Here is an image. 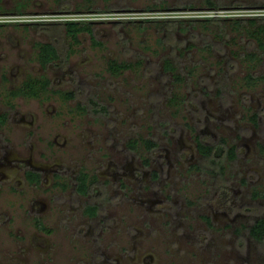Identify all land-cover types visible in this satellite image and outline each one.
<instances>
[{"label":"rangeland","instance_id":"1","mask_svg":"<svg viewBox=\"0 0 264 264\" xmlns=\"http://www.w3.org/2000/svg\"><path fill=\"white\" fill-rule=\"evenodd\" d=\"M256 16L264 0H0V264H264V80L248 78L264 52L234 23ZM70 21L93 35L74 42ZM30 76L49 90L13 97ZM197 137L236 159L214 164Z\"/></svg>","mask_w":264,"mask_h":264},{"label":"trees","instance_id":"2","mask_svg":"<svg viewBox=\"0 0 264 264\" xmlns=\"http://www.w3.org/2000/svg\"><path fill=\"white\" fill-rule=\"evenodd\" d=\"M193 6H188L187 9H191ZM221 8L220 5L216 4L213 1H208V9H219ZM17 13L22 14L23 12L19 11ZM236 24V27L238 31L245 32L250 39L255 41L258 45V48L264 52V16H256L252 18H248L246 20L237 19L234 22ZM243 23H246V25H242ZM67 34L70 38L73 39L74 42L79 43V35L80 33L87 31L91 35H93V32L91 30V24L88 22H65L64 23ZM245 26V27H243ZM2 25L0 24V28ZM93 42L95 45H100V42H97L95 38H93ZM39 61L44 67H47L49 64L57 61L59 59V52L57 48L51 44V43H42L39 45ZM251 60H256L258 58V55L256 54H250L249 55ZM168 63V62H167ZM137 65H140V62L138 64H135L133 62H119L117 60H110L108 64V71H110L114 75H120L123 72L127 70L135 69ZM167 70L170 71L172 67H167ZM179 78V77H177ZM250 82H257L260 79L264 80V76L261 77H255L254 75L248 76ZM51 85V82L49 79L46 78H37L30 76L28 77L22 84L21 87H19L17 90L12 91L13 97L18 96H25L29 98H40L45 92L49 90V87ZM67 98H73L74 94L69 93L66 95ZM8 116L6 113H0V128H2L7 123ZM255 124H257L256 117L253 118ZM143 143L145 144V147L148 150H153L158 145L156 142L152 140H143ZM225 143V140H224ZM138 142L134 141L130 143V147L132 149H137ZM226 145V144H225ZM197 147L201 155L205 158L211 159L214 164L219 165L220 161H222L224 158H227L229 160H235L237 157L236 154V148L234 146H231L227 152L225 150V147L222 146H209L204 144V142L200 139V137H197ZM226 152V153H225ZM27 179L31 184L39 185L40 184V175L31 171H28ZM97 177L89 175V173L81 171L77 177V192L83 196H88L92 185L96 182ZM98 206L97 205H88L85 209V213L89 216H97L98 214ZM210 223V221H208ZM38 228L41 230H46L45 226L41 224V222H38ZM250 235L253 239L257 241H264V218L256 220V222L252 225L250 228Z\"/></svg>","mask_w":264,"mask_h":264},{"label":"flooded vegetation","instance_id":"3","mask_svg":"<svg viewBox=\"0 0 264 264\" xmlns=\"http://www.w3.org/2000/svg\"><path fill=\"white\" fill-rule=\"evenodd\" d=\"M20 13H17V12H12V13H10V15H19ZM29 171H31V172H34V173H37V172H35V171H32V170H29ZM28 172V171H27ZM27 172H26V174H27ZM37 174H39V173H37ZM40 175V174H39ZM57 176L59 177V175L57 174ZM26 178H27V176H26ZM77 181V180H76ZM40 183H41V175H40ZM31 184V183H30ZM32 185H35V184H32ZM76 188H77V186H76ZM81 195V194H80Z\"/></svg>","mask_w":264,"mask_h":264}]
</instances>
